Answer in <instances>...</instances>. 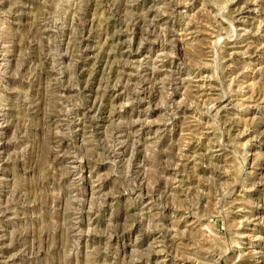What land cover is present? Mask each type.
<instances>
[{"label": "rangeland", "instance_id": "obj_1", "mask_svg": "<svg viewBox=\"0 0 264 264\" xmlns=\"http://www.w3.org/2000/svg\"><path fill=\"white\" fill-rule=\"evenodd\" d=\"M0 264H264V0H0Z\"/></svg>", "mask_w": 264, "mask_h": 264}]
</instances>
